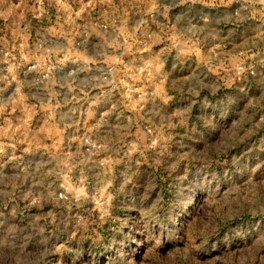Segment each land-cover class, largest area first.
Returning <instances> with one entry per match:
<instances>
[{"label":"rangeland","instance_id":"374dc122","mask_svg":"<svg viewBox=\"0 0 264 264\" xmlns=\"http://www.w3.org/2000/svg\"><path fill=\"white\" fill-rule=\"evenodd\" d=\"M0 264H264V0H0Z\"/></svg>","mask_w":264,"mask_h":264}]
</instances>
